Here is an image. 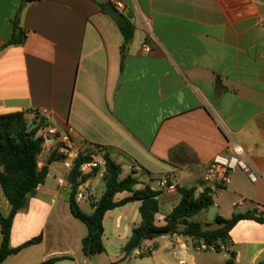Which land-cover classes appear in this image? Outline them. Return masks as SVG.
<instances>
[{
  "label": "crops",
  "instance_id": "1",
  "mask_svg": "<svg viewBox=\"0 0 264 264\" xmlns=\"http://www.w3.org/2000/svg\"><path fill=\"white\" fill-rule=\"evenodd\" d=\"M121 1L135 25L125 48L117 22L95 0H0V115L22 112L32 125L27 112L45 108L59 133H70L72 147L88 154L102 147L120 165V179L133 175L135 189L161 192L157 226L180 203V188H194L198 197L209 189L204 176L213 157L241 146L258 181L237 169L213 194L212 212L202 213L230 219L264 210V0ZM16 25L26 38L9 44ZM46 149L39 169L50 156ZM69 171L63 162L49 165L45 183L14 218L10 244L40 235L42 241L2 264H132L124 249L141 224L140 202L106 214L108 260L88 258L81 246L87 232L58 185ZM164 177L178 190L161 191ZM0 208L5 216L10 211L1 187ZM115 241L112 250L107 243ZM142 245L154 248L145 264H225L230 253L235 264H264V224L238 222L219 250L177 234Z\"/></svg>",
  "mask_w": 264,
  "mask_h": 264
},
{
  "label": "trees",
  "instance_id": "2",
  "mask_svg": "<svg viewBox=\"0 0 264 264\" xmlns=\"http://www.w3.org/2000/svg\"><path fill=\"white\" fill-rule=\"evenodd\" d=\"M109 3H99L102 11ZM125 17V16H124ZM123 36V48L131 43L135 35V25L125 17L124 23L118 25ZM26 35L15 26V33L9 44L22 43ZM36 128L27 123L22 112L0 115V187L10 205V211L5 216L0 208V229L2 244L0 248V264L8 257L21 252L23 249L39 244L42 236L31 239L23 245L12 248L11 232L15 216L25 209L29 199L34 197L37 189L43 185L49 174V165L54 162H63L65 156L52 152L46 164L39 169L38 157L43 152V140L36 137ZM104 159L107 167L105 191L91 215L86 214L76 200L77 188L80 183L79 170L81 166L92 160L91 156L80 153L74 160L72 168L68 173V191L66 192L72 216L82 223L87 230L82 239V252L92 258L105 251L103 243L104 218L106 214L118 207L132 202H140L139 212L141 224L132 231L131 238L125 245L126 257H130L135 249L140 247L146 240H153L163 236L181 235L201 241L206 248L220 249L221 245H228L229 232L242 220H253L264 224V216L257 211L246 213H234L232 218L223 219L216 217L217 228L204 229L202 225L193 219L213 205V197L209 189H206L198 197L195 189L180 188V203L166 217L165 225L157 226L156 215L159 212L160 191H154L149 186L135 189L138 180L129 175L120 179L121 167L105 153ZM98 169L83 179L94 178ZM130 195L121 201L116 200L120 193ZM55 260H49L42 264H52ZM235 254L230 253L225 264H235Z\"/></svg>",
  "mask_w": 264,
  "mask_h": 264
},
{
  "label": "built area",
  "instance_id": "3",
  "mask_svg": "<svg viewBox=\"0 0 264 264\" xmlns=\"http://www.w3.org/2000/svg\"><path fill=\"white\" fill-rule=\"evenodd\" d=\"M113 5L121 13H124L126 10V5L121 0H116L113 2ZM143 49L146 53H149L151 47L149 44H146ZM27 114L33 120V128H36L37 130L36 137L43 140V148L46 149L49 147V150L53 148L58 154L65 156L63 163L69 170L72 168L74 160L80 153L91 156L92 160L83 164L79 170L80 183L77 188L76 200L77 202L88 204L94 209L99 198L96 197L95 189L91 183L93 178L88 180H84L83 178L97 169L99 171L94 178H99L101 180L105 178L107 174V167L104 159L106 153L105 150L102 147H94L90 154H88L84 147H72L70 133L66 132L61 135L50 121V111L45 108L30 110ZM237 169L242 170L247 175L250 182L256 183L258 181V175L248 162L241 146H233L230 152L226 154H218L213 157L204 176V182L207 184L212 197L217 191L229 186L231 183V175ZM67 177L68 175L58 178V185L64 191H68L69 188ZM159 188L161 191L178 190L177 186L171 183L170 179L167 177L160 180ZM258 213H261L264 216V210L259 211ZM153 251L154 248L152 246L141 245L135 249L133 253L139 257H143L150 255Z\"/></svg>",
  "mask_w": 264,
  "mask_h": 264
},
{
  "label": "rangeland",
  "instance_id": "4",
  "mask_svg": "<svg viewBox=\"0 0 264 264\" xmlns=\"http://www.w3.org/2000/svg\"><path fill=\"white\" fill-rule=\"evenodd\" d=\"M45 150H47V149H44V151ZM49 151H50V155L52 154V152H56L53 148L51 150H49ZM60 164L61 163H59V165ZM126 176L127 175H126V170H125L123 172L121 178H124ZM95 182L97 183V188L95 190V195H96V197H99L105 190V183H104L103 180H100L99 178L95 179ZM87 206H89V205H87ZM87 206L86 207L83 206V210L86 211V212H90V209H89L90 207H87ZM212 208L213 207L209 208V211ZM210 212H212V210ZM196 219L199 222H202L203 224H205V223L208 224L209 226H207V227L211 228V229L214 228L215 225H216L215 216L213 215V213L204 212V213L196 216ZM76 222L78 224H80V226L83 228V230L86 233L87 232L86 227L82 223H80L79 221H76ZM65 226H66V228H68V223L67 222H65ZM107 246H112V250H115V248L113 246H119V245L115 241L114 243H110V244L107 243ZM96 256H97L96 260H100L101 262H106L108 260L106 254L102 253V254H99V256L98 255H96ZM147 258H148L147 256L141 258V257H137V256L133 255V256L128 257L126 259V261H131L132 264H145V263H147ZM65 262H67V261H65Z\"/></svg>",
  "mask_w": 264,
  "mask_h": 264
},
{
  "label": "water",
  "instance_id": "5",
  "mask_svg": "<svg viewBox=\"0 0 264 264\" xmlns=\"http://www.w3.org/2000/svg\"><path fill=\"white\" fill-rule=\"evenodd\" d=\"M98 3H103V0H95ZM104 13L113 18L118 25H122L124 23L125 17L124 14L119 12L113 4H108L104 9Z\"/></svg>",
  "mask_w": 264,
  "mask_h": 264
}]
</instances>
